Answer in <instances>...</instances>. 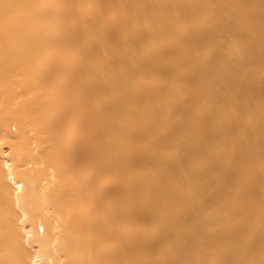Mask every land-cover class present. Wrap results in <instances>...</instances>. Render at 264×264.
Masks as SVG:
<instances>
[{
    "label": "bare ground",
    "instance_id": "bare-ground-1",
    "mask_svg": "<svg viewBox=\"0 0 264 264\" xmlns=\"http://www.w3.org/2000/svg\"><path fill=\"white\" fill-rule=\"evenodd\" d=\"M0 264H264V0H0Z\"/></svg>",
    "mask_w": 264,
    "mask_h": 264
}]
</instances>
